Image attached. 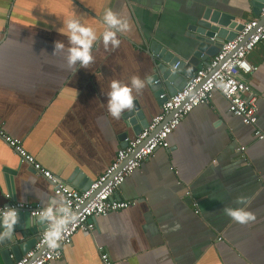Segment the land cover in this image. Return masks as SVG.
<instances>
[{"label": "crops", "instance_id": "0c3cea01", "mask_svg": "<svg viewBox=\"0 0 264 264\" xmlns=\"http://www.w3.org/2000/svg\"><path fill=\"white\" fill-rule=\"evenodd\" d=\"M209 6L243 22L257 16L250 0H0V126L71 187L80 189L70 181L98 179L123 147V134L138 135L125 117L130 110L119 119L109 114L110 82L130 86L132 77L140 78L144 86L133 89L134 102L151 122L162 104L150 44L156 39L189 58L188 25ZM107 10L128 26L107 25ZM69 18L96 35L87 67L68 64L74 45L59 29ZM108 30L120 41L115 49L111 42L105 48ZM56 41L62 50H55ZM248 59L258 66L244 78L264 133V43ZM169 143L114 195L134 203L93 218L94 229L76 232L52 264H106L103 253L112 264H264V139L255 127L215 92L182 118ZM8 201L60 206L63 198L0 136V205ZM227 208H244L254 219L236 222ZM36 227L40 235L44 223Z\"/></svg>", "mask_w": 264, "mask_h": 264}, {"label": "built area", "instance_id": "2783aa9c", "mask_svg": "<svg viewBox=\"0 0 264 264\" xmlns=\"http://www.w3.org/2000/svg\"><path fill=\"white\" fill-rule=\"evenodd\" d=\"M263 18L264 5L260 15L244 21V28L234 39L225 41L207 65L199 66L182 90L167 98L166 92L160 93L159 99L166 98L162 104V112L154 116L139 135L134 138H125L127 144L119 149L115 160L108 166L105 173L94 180L86 190L71 187L44 168L25 149L22 140L7 134L0 126V136L5 142L23 162L29 163L37 174L43 175L52 184L56 195L63 198L60 206L48 205L53 207L56 219L66 214L73 217V220L64 227L58 240V247L49 248L43 239V233L52 223L49 221L35 246L16 264H52L62 257L63 247L72 241L76 232L94 229L93 218L106 216L112 211H118L133 204L132 201L114 198L125 179L157 149L169 148V136L180 124L182 118L197 106L208 103L215 92L221 93L228 101L229 111L233 115L241 118L245 124L254 126L255 135L259 139H264V133L257 126L256 95L244 78L245 75L258 70V66L251 63L248 56L259 44L264 43ZM177 66L178 64L174 67ZM158 82L159 80L154 81L155 84ZM170 115L171 117L167 119ZM241 150L244 151L245 147H241ZM186 193L189 195L190 191ZM48 206L40 203L8 201L0 205V210L13 207L17 209L18 215L24 212L33 218H38L39 212ZM64 208L68 209L67 213L61 211ZM100 249L103 251L102 247ZM102 259L106 264H112L107 253L102 254Z\"/></svg>", "mask_w": 264, "mask_h": 264}, {"label": "water", "instance_id": "95a60500", "mask_svg": "<svg viewBox=\"0 0 264 264\" xmlns=\"http://www.w3.org/2000/svg\"><path fill=\"white\" fill-rule=\"evenodd\" d=\"M250 3L254 14L260 15L264 0H250ZM244 25L243 21L238 20L237 16L230 12L215 9L211 6L205 8L203 13L197 15L192 23L188 25V35L193 39L190 47V50L193 49V53L187 59L174 54L167 46L154 39L149 46V53L153 57V65L156 72L153 83L155 80H159L160 83L158 85L160 90L157 91V96L162 92H166L167 98L169 95L182 90L199 66L207 65L209 59L219 52L223 43L234 39L238 32L244 28ZM177 64L178 66L175 68L174 66ZM166 98L159 99V103L163 104ZM125 117H128L130 124L138 135L150 123L138 101L134 102L133 110L127 112ZM170 117L171 115L167 119ZM123 136L126 138L127 132ZM126 144L124 140L123 146ZM70 182L73 186L86 190L93 180L84 184H76L74 181ZM28 218L33 220V217L29 214L20 213L19 222L15 226L12 238H5L4 241L0 242V264L2 262L3 264H16L39 240V229L36 225L40 221L38 219L36 223H32V221H27ZM42 223H44L43 231L49 221Z\"/></svg>", "mask_w": 264, "mask_h": 264}, {"label": "clouds", "instance_id": "9594fccd", "mask_svg": "<svg viewBox=\"0 0 264 264\" xmlns=\"http://www.w3.org/2000/svg\"><path fill=\"white\" fill-rule=\"evenodd\" d=\"M103 20L107 25L112 27H118L122 30L128 25L122 23L121 19L113 13L112 10H107L103 16ZM59 31L68 36L70 42L74 45L68 49V64L74 65L79 61L81 67H87L93 60V56L90 52L93 41L96 39V35L91 27L81 24L75 18H69L64 22ZM103 42L105 48H108L109 42H111L112 48L118 47L120 41L116 38L115 31H104ZM64 48V44L61 41L55 42V50ZM151 81V77H148ZM144 86V82L134 76L131 79V85L121 84L118 80L110 82V91L107 93L109 99L107 102V108L109 114L119 119L122 112L125 110H131L134 107V100L136 97L133 95V89H141ZM7 195V193H5ZM65 213L68 212L67 208L61 209ZM227 215L232 220L245 224L254 219V215L251 211L244 208H227L225 209ZM39 220L41 222L51 221L46 231L43 233V239L48 244L49 248L55 249L58 247V240L61 237V233L64 227L73 220L71 215H65L60 219H56L55 211L53 207L48 206L39 212ZM19 222V215L17 209L13 207H5L0 210V242L5 238L11 239L15 230V226Z\"/></svg>", "mask_w": 264, "mask_h": 264}]
</instances>
